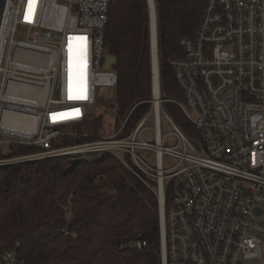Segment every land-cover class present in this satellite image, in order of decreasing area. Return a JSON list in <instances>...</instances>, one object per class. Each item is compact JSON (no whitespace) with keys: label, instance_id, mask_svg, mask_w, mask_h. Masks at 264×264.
Here are the masks:
<instances>
[{"label":"built area","instance_id":"2783aa9c","mask_svg":"<svg viewBox=\"0 0 264 264\" xmlns=\"http://www.w3.org/2000/svg\"><path fill=\"white\" fill-rule=\"evenodd\" d=\"M147 1L152 35L155 7ZM202 1L196 35L180 40L184 54L171 61L183 98L170 100L199 136L186 135L162 110L152 83L151 109L130 131L123 133L133 107L119 125L113 114L107 135L68 146L55 144L62 128L117 86V71L104 68L103 43L116 0H0V150L33 148L4 155L0 165L85 151L109 152L131 169L128 157L162 194L161 264H264V0ZM70 58L75 79L80 73L85 81L84 91L71 82V98ZM161 111L171 125L165 134ZM24 262L15 249L0 253V264Z\"/></svg>","mask_w":264,"mask_h":264},{"label":"trees","instance_id":"16d2710c","mask_svg":"<svg viewBox=\"0 0 264 264\" xmlns=\"http://www.w3.org/2000/svg\"><path fill=\"white\" fill-rule=\"evenodd\" d=\"M154 7L162 108L186 135L199 136L170 101L183 98L171 61L184 54L180 40L196 35L203 1L154 0ZM103 43L106 53L116 57V122L133 107L125 134L150 107L148 1L116 0L109 10ZM102 123L101 116L89 113L82 121L65 125L55 144L93 140ZM32 150L12 145L0 156ZM126 158L131 169L109 152L92 160L63 155L0 165V253L15 249L24 264H161L155 180ZM172 184L166 185L168 203ZM138 241L145 245H132Z\"/></svg>","mask_w":264,"mask_h":264},{"label":"rangeland","instance_id":"374dc122","mask_svg":"<svg viewBox=\"0 0 264 264\" xmlns=\"http://www.w3.org/2000/svg\"><path fill=\"white\" fill-rule=\"evenodd\" d=\"M150 95L152 96V79H151V92H150ZM150 109H151V105H150L148 111ZM87 110L90 112V115L101 116L102 121H103V123L101 125V128L99 129L97 138H95L93 140H90V141H86L88 143V142H92V141L98 140L102 135H107L108 133L111 132V130L115 126V118H114V115L113 114H115V112L118 109L116 108V100H115V90H114V88H112V90H104L103 89L101 92H99L98 95H97V98H96L95 103L93 105L89 106L87 108ZM162 110H163V108H162ZM163 111L160 112V117H161V132H162V134H165L166 132H168V131L171 130V125L166 120ZM121 120H120V122L117 123V125H119L121 123ZM152 123H153V120H152V117H150L148 119L146 125L152 126ZM67 132L70 135L71 134L72 135L75 134V132L72 131V130H70V129H68ZM144 136L147 139H152L151 138V132H149L148 130L144 132ZM168 139H171V137H168ZM86 142H82V143H86ZM82 143H78V144H82ZM78 144H70L68 146H74V145L77 146ZM1 147H2V150L3 151L5 150V152H3L2 150H0V151L2 153H7L8 150L6 151L5 145L2 144ZM75 153H77V154H74L75 156H80V158H83L84 160H92L96 156L99 155V154H94V153H87L85 151L84 152L83 151L82 152L80 151V152H75ZM144 157H146L148 160H150L151 161V164H154V157H153V154L152 153H149L147 151H144ZM116 159H118V158L116 157ZM0 160H4L3 159V156H0ZM164 161L166 163H168V158L165 157L164 158ZM153 188L156 189V186H154ZM155 191H157V190H155ZM165 197H166V191H165ZM157 198H158V206H159V196H158V194H157ZM159 213H160V207H159ZM159 226H160V220H159ZM137 248H139V247H137ZM251 264H256V263L253 262Z\"/></svg>","mask_w":264,"mask_h":264},{"label":"bare ground","instance_id":"6f19581e","mask_svg":"<svg viewBox=\"0 0 264 264\" xmlns=\"http://www.w3.org/2000/svg\"><path fill=\"white\" fill-rule=\"evenodd\" d=\"M151 1V0H150ZM150 4H151V2H150ZM151 18H152V31H153V33L155 34V36H156V15H155V8H154V10H153V8H151ZM152 50L155 48V46H157V44H156V39L153 37V39H152ZM157 48V47H156ZM155 50V49H154ZM154 52V51H153ZM75 55L78 57V59H79V54H78V52H75ZM69 63H70V65H71V69L73 70V72L72 73H70V79H71V82H72V85H73V88H76V89H78V90H81V91H84V87H85V81H80V73H76L78 76H79V78L78 79H75V71L77 70V67L76 66H78L77 65V63H76V61L75 60H72L71 61V58L69 59ZM83 75H81V77H82ZM154 77V80H152V83H153V88H154V90H155V93H157V90H158V83H159V78H158V82H157V80H156V76H153ZM80 96H85L84 94H80ZM156 102H158V101H156ZM70 114L71 113H69V112H62V113H60V115L59 116H65V117H69L70 116ZM161 196H162V194H161Z\"/></svg>","mask_w":264,"mask_h":264},{"label":"water","instance_id":"95a60500","mask_svg":"<svg viewBox=\"0 0 264 264\" xmlns=\"http://www.w3.org/2000/svg\"><path fill=\"white\" fill-rule=\"evenodd\" d=\"M153 1L154 0H151L150 1L152 3V5L154 4ZM151 34L152 35H150L151 36L150 42L152 44V39H153V37L155 38V34L153 33L152 30H151ZM156 47L157 46H155V48H154L155 50L154 49L152 50V45H151L152 79L154 80V77L153 76H156V80L158 82V60H157V48ZM115 64H116V57L114 55H112V54H106L105 55L104 68L105 69H110ZM158 85H159V83H158ZM159 207H160L159 218H160V223H162L161 219H162L163 201H162L161 193L159 195Z\"/></svg>","mask_w":264,"mask_h":264},{"label":"snow or ice","instance_id":"6c2138e0","mask_svg":"<svg viewBox=\"0 0 264 264\" xmlns=\"http://www.w3.org/2000/svg\"><path fill=\"white\" fill-rule=\"evenodd\" d=\"M69 97H72V86H71V79H70V84H69Z\"/></svg>","mask_w":264,"mask_h":264},{"label":"crops","instance_id":"0c3cea01","mask_svg":"<svg viewBox=\"0 0 264 264\" xmlns=\"http://www.w3.org/2000/svg\"><path fill=\"white\" fill-rule=\"evenodd\" d=\"M168 115V114H167ZM169 116V115H168ZM170 117V116H169Z\"/></svg>","mask_w":264,"mask_h":264}]
</instances>
